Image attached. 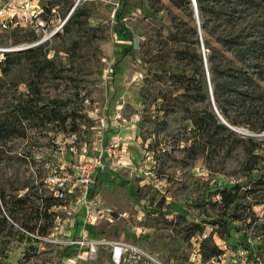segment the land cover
Wrapping results in <instances>:
<instances>
[{
  "label": "rangeland",
  "instance_id": "obj_1",
  "mask_svg": "<svg viewBox=\"0 0 264 264\" xmlns=\"http://www.w3.org/2000/svg\"><path fill=\"white\" fill-rule=\"evenodd\" d=\"M124 2L40 0L43 11L53 8L38 27L24 19L25 32L0 35V63L5 53L38 46L40 59L51 61L43 78L35 57H23L9 77L0 68V119L11 128L0 136V264H113V244L130 248L121 264H264V151L256 152L262 158L252 173L242 147L189 153L193 106L178 81L184 65L169 50L184 47L174 36L191 21L169 0H127L123 11ZM15 34L26 42L12 45ZM36 89L41 96L30 97ZM27 102L36 114L20 121ZM55 102L65 126L39 116ZM240 130L253 134L242 138H264ZM113 142L122 158L108 159L92 191L104 217L86 229L104 244L87 256L45 240L51 210L64 204L46 177ZM235 186L240 202L232 213L239 218H229L231 234L222 235L219 191ZM207 237L223 251L219 260L204 261Z\"/></svg>",
  "mask_w": 264,
  "mask_h": 264
},
{
  "label": "trees",
  "instance_id": "obj_2",
  "mask_svg": "<svg viewBox=\"0 0 264 264\" xmlns=\"http://www.w3.org/2000/svg\"><path fill=\"white\" fill-rule=\"evenodd\" d=\"M169 1L187 13L191 21L190 24L186 23L183 29L177 28L176 37L174 36V43H183L184 47L169 50L173 52V60L184 65L182 78L178 81L180 80L185 88L189 104L193 106L187 109L195 135V140L188 147L189 153L195 154L213 146L228 148L229 153H233L242 147L248 156V171L252 173L257 170L256 165L262 158L256 152L264 151V138L256 140L240 137L218 117L214 104L232 127L236 129L245 127L253 133L264 132V1L196 0L200 27L192 0ZM126 2L123 4V11L127 6ZM52 8L46 6L41 16L49 17ZM195 19L196 25L193 24ZM25 28L22 25L10 26L0 30V35L11 30L23 33ZM11 42L17 46L25 43L26 39L15 34L11 37ZM41 50L42 47L38 46L21 54L5 53V60L0 63L3 77H9L15 67L21 64L23 57H35L32 63L34 71L43 78L51 61H48L46 56L40 59ZM162 51L165 54L169 52L164 47ZM172 74L177 76L175 73ZM33 96L38 98L41 96L39 89L30 95ZM29 103L27 102L26 107L18 112L16 117L18 120L30 119L36 114L32 107H28ZM200 104L204 106L198 107ZM58 105L55 102L51 106H43L44 113L39 116L43 118L45 115L46 118L43 119L45 125H66L67 117ZM10 130L9 119H0V136L8 135ZM225 133L231 138L227 139ZM104 174L110 176L111 172L106 171ZM240 190V187L235 186L229 190L219 191L221 199L218 204L223 210L219 217L224 222L222 235L231 234L229 218H232V221L239 218L232 211L240 202ZM0 196L6 203L4 191H1ZM50 206L52 204L48 209ZM51 227L52 225L48 227V232ZM201 254L204 261L219 260L223 251L212 244L211 237H207L201 243Z\"/></svg>",
  "mask_w": 264,
  "mask_h": 264
},
{
  "label": "built area",
  "instance_id": "obj_3",
  "mask_svg": "<svg viewBox=\"0 0 264 264\" xmlns=\"http://www.w3.org/2000/svg\"><path fill=\"white\" fill-rule=\"evenodd\" d=\"M39 3L40 0H0V30L16 25L25 27L24 19L38 27L37 24L40 23L43 13ZM101 126L106 128V121H103ZM99 150L98 155L81 157L68 168L53 171L44 181L52 197L64 202L63 205L51 210L55 212L54 226L49 230L45 240L69 248L76 247L81 254L87 256H93L104 244L98 239L86 236L87 227L95 225L104 217V210L100 207L97 198L92 197L93 188L100 172L105 167H109L108 159H121L123 153L122 150L117 149V144L114 142L109 146L101 144ZM67 228L71 230L66 231ZM76 228L79 230L74 234L72 230ZM129 250L130 248L125 244H113V264H121L126 260ZM251 264L261 263L254 260Z\"/></svg>",
  "mask_w": 264,
  "mask_h": 264
},
{
  "label": "water",
  "instance_id": "obj_4",
  "mask_svg": "<svg viewBox=\"0 0 264 264\" xmlns=\"http://www.w3.org/2000/svg\"><path fill=\"white\" fill-rule=\"evenodd\" d=\"M193 4H194V8H195V13H196V17H197V21H198V25L200 27V19H199V14H198V7H197V1L196 0H192ZM214 110L216 112V114L218 115V117L222 120V122L229 127L230 129H232L233 131L237 132L240 135H244V136H252L253 134H250L249 132H244L240 129H236L234 127H232L229 123H227V121L222 117V115L219 113L217 107L214 104ZM264 135V134H263Z\"/></svg>",
  "mask_w": 264,
  "mask_h": 264
},
{
  "label": "crops",
  "instance_id": "obj_5",
  "mask_svg": "<svg viewBox=\"0 0 264 264\" xmlns=\"http://www.w3.org/2000/svg\"><path fill=\"white\" fill-rule=\"evenodd\" d=\"M80 221V220H79ZM77 229V230H76ZM75 230H72L73 231V233L75 234H77L78 233V230H79V228H76ZM61 249L63 248V247H60ZM69 248V247H68ZM70 249H76V250H78L76 247H70ZM86 258V257H85ZM113 263V262H112Z\"/></svg>",
  "mask_w": 264,
  "mask_h": 264
}]
</instances>
